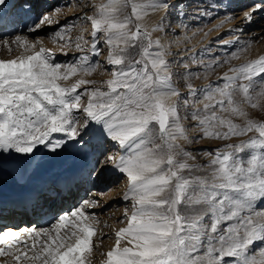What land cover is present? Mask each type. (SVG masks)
<instances>
[{
	"label": "snow or ice",
	"instance_id": "snow-or-ice-1",
	"mask_svg": "<svg viewBox=\"0 0 264 264\" xmlns=\"http://www.w3.org/2000/svg\"><path fill=\"white\" fill-rule=\"evenodd\" d=\"M9 3L10 0H0V18ZM128 4L129 0H110L99 7L98 18L83 17L91 19L93 25V54L100 55L101 42L112 48L106 61L112 68L111 79L100 87L84 78L62 85L61 81H68L78 71L90 73L95 68L75 63L62 65L49 50L40 47L37 51V44L26 36L16 35L11 43L32 54L0 59V217L19 207L39 212L49 199L65 192L71 194L73 181L88 165L87 175L93 180L111 168L128 181V191L122 199L131 202V211L125 210L126 227L115 232L116 246L107 252L106 264H196L190 257L201 235L208 234L203 225L207 216L215 217L210 229L215 234L222 221H232L246 208H252L253 202L264 201V160L252 156L250 166L244 169L235 161L229 166L231 153L217 151L212 157L211 152H205V156L211 157L210 171L202 176L196 174V164L187 162L195 157L185 150V145L205 137L227 139L253 128L264 138V123L248 121L247 128H240L230 119L218 118L215 107L223 108L225 104L220 99L216 105H204L205 110H212L211 117H202L201 110L191 109L184 118L196 121L197 135H187L181 126L180 109L188 110L189 100L180 101L183 94L173 86L163 49L154 56L149 53L152 41L148 39L150 33L141 29L138 4H131L130 15H121ZM11 7L22 17L32 12L35 4L32 0H12ZM149 7L164 9L159 22L163 24L172 4L168 0H154ZM262 9L264 0H259L244 18L251 21L254 12ZM133 17L135 31L129 28ZM52 24L53 19L44 13L28 31L36 32ZM120 42L125 47L118 51ZM135 47L142 48L144 58L126 61V50ZM239 72L248 81L247 86L239 87L250 102L249 88L253 78L264 73V56ZM82 86L91 87L78 91ZM228 89L225 84L220 96L227 97L233 115L246 117L243 107L234 106L236 101ZM82 95L88 97L86 105L81 102ZM261 98L264 99V93ZM209 99L213 97L210 95ZM257 106L252 104L253 108ZM78 113L84 114L82 124ZM156 126L159 136L154 135ZM180 139L183 143L178 142ZM256 144L253 140L251 146ZM259 144L264 146V139ZM109 145L120 154L109 151ZM41 149L70 161L63 187L43 188L41 195L31 192L9 195L4 189L7 183L4 177H9L16 187H24L39 167L35 156ZM229 190L235 198L229 195ZM225 201L234 205L228 214ZM82 203L84 206H77L71 214H59L48 228L23 229L27 239L21 238L20 231L9 229L0 234V241L11 238L24 247V252L17 248L16 260L27 259L33 264H86L85 253L91 250L97 231L95 224L99 222L94 214L92 217L85 214L84 209L94 205ZM225 230L229 233L226 251L222 248L218 254L221 259L209 258L207 264H228V258H239V264H264V223H254L251 216L241 217L238 224L228 225ZM224 239L220 236L221 241ZM122 240L128 244L121 247ZM257 242L261 245L258 256L257 250L250 247ZM12 247L8 245L9 249ZM27 251L32 255L27 256ZM0 255L12 253L0 248Z\"/></svg>",
	"mask_w": 264,
	"mask_h": 264
},
{
	"label": "bare ground",
	"instance_id": "bare-ground-1",
	"mask_svg": "<svg viewBox=\"0 0 264 264\" xmlns=\"http://www.w3.org/2000/svg\"><path fill=\"white\" fill-rule=\"evenodd\" d=\"M49 2L46 3L47 6H50V8L54 7L55 4L59 3L60 0H48ZM83 2V0H81ZM133 2L138 4V12L140 15V22L145 26L146 29L152 30V28L156 27V21L158 19V16L160 15L163 8L153 9L149 7L151 4L154 3V0H132ZM240 4V2H244V0H237ZM32 2L35 4V8H38V5L41 3V0H32ZM110 0H84V3L78 2L77 0H71V2L64 8L58 9L59 7L55 6L51 13L48 12L50 17L53 19V24L51 26H44L40 30L36 31L35 33H39L41 30L53 27L57 24H59L61 21L64 20V17L69 14H73L75 12L80 13L83 10L87 13V16L89 18H98V9L102 4L109 3ZM185 3V2H184ZM92 5L91 8L93 10H88L89 5ZM178 2H175V5L172 6V10L175 15L166 27V32L162 34L160 32L158 34V37L154 40V45L152 49L149 51V53L154 56L157 52H159L161 49H163L165 58L168 62H170L171 65H174L173 67V74L171 76V80L173 83V86L179 90L180 93L183 95L180 96V101L183 102V96L184 93L190 94V91L193 96V92L198 88L200 90V98L197 101V104L202 102L205 98L206 100L209 99V96L211 95V92L213 93H219L220 96V89L224 88V85L230 84L234 85L236 87L237 85V79H238V62H236V65L233 67H230L227 63L224 65H221L224 63L225 55L220 56V53L222 51V43L228 42L229 45L235 47V41H237V38H240V42L243 40L240 36L236 35L234 24L235 16L232 14H228L229 9L223 11V8L221 6L216 7L217 11H223L219 12V14H214L213 18L217 16V18L220 16L225 15V19L223 20L224 26L222 29H218L217 26H215V22H217L218 19H214L211 22H208L207 26L205 27V34H202V37H206L207 33H209L210 38L206 39V41L200 42V40H197V33L198 35L201 34V31L195 32L197 30L196 25L194 22L190 21L186 24L184 28H182V24L184 22V18H191L192 15H184L185 9H188L189 7H178ZM8 6L6 8V14L5 11L3 13V18H0V35H2V39L0 40V59H10L9 58V45L5 44V40H8L9 37H6L8 34V29L11 27V17L15 19L14 12L12 14V11L10 9L7 11ZM235 9V8H234ZM123 11V10H122ZM244 11V10H243ZM200 13H205V17H207L208 14L205 8L200 9ZM32 14V13H31ZM171 14V12H170ZM25 16V15H24ZM85 16V15H84ZM238 17V16H237ZM24 17H22L23 19ZM27 19V16L25 17ZM83 18V17H82ZM135 18V17H134ZM239 18V17H238ZM186 20V19H185ZM237 20V19H236ZM25 21V19L23 20ZM87 23L84 24L83 29H77L83 30L86 29L85 32L88 33L87 39V48L89 49L90 56H94L93 54V48L92 45L94 43L93 41V25L91 23V19L86 21ZM237 23V22H236ZM78 24H80L78 22ZM180 27V31H179ZM153 29V30H154ZM83 34V33H82ZM20 35V34H17ZM24 35L25 34H21ZM58 35V34H57ZM56 35V36H57ZM208 35V36H209ZM58 37V36H57ZM15 38V36L13 37ZM74 39V43L76 46L79 44H83L82 37L81 39L78 37ZM55 39V37H54ZM158 41V43H157ZM86 41H84L85 43ZM244 42V41H243ZM250 42V41H246ZM198 45V46H197ZM197 46V47H195ZM83 47V46H82ZM79 48V47H78ZM61 50V48H60ZM63 50V49H62ZM61 50V51H62ZM197 51L202 53L203 56H206L208 59L204 61H198L196 64V59L194 58V55L197 53ZM63 52L67 53L68 50L64 49ZM259 56H264V49L256 54ZM212 56L216 57L217 63L211 64L210 60ZM244 56V55H243ZM89 58V56H88ZM151 58V57H149ZM246 58V56H245ZM258 58V59H259ZM201 59V57H199ZM203 63L205 66L204 68L208 69V71H205V73H200L198 71H183L186 68L191 69L192 67H199V64ZM88 64H90V61H88ZM220 65V66H218ZM213 66V68H211ZM177 70H175V69ZM186 69V70H188ZM212 70H215L218 74L217 78L219 80H222L220 83H218V87H214L215 78H213ZM180 71H182L180 73ZM214 71V72H215ZM91 74L95 75V70L92 71L89 75L86 73H83L82 71H78L77 75L74 76L76 80L77 78H84L86 79L87 76H90ZM199 75H203L204 77H199ZM237 77L235 80H229L228 77ZM107 78V77H106ZM93 80V79H88ZM96 80H99L96 79ZM93 80V81H96ZM98 81L97 83H99ZM224 84V85H223ZM239 86V84H238ZM237 86V87H238ZM229 91V90H228ZM233 95V94H232ZM87 95L84 100V105L87 104ZM185 112L184 108L180 109V115H181V126L185 128L186 134L191 135H197L196 132V122L194 125H191L190 122L185 119ZM84 122V119L81 124ZM59 135V134H56ZM200 140V139H198ZM178 142L183 143V140L180 139ZM109 151H115L119 155L117 149H115L113 146L109 145L107 146ZM35 161L39 162V167L35 169L34 172H32L31 176L27 179L26 184L24 187H16L12 184V181L9 177H4V180L7 181V183L4 185L5 191L9 194H16L18 196H22L28 192L33 193L34 195H41V190L43 188H48L49 186H57V187H63L65 177L68 175V166L70 161L65 157H56L52 154L45 153L43 149H41L39 152L36 153ZM88 167L90 165L86 166L82 170V175L78 176L76 180L73 181L72 186V193L68 194L65 192L63 195L56 196L53 199H49L47 205L42 211L39 212H33L31 207L25 209L24 207H19L15 211L6 212L2 217H0V234H3L5 231L11 229V230H17L21 232V238L27 239V237H24L22 230L23 229H32L35 228L37 230L48 228L45 226L47 222L50 223V220L53 219V216L55 214H61V213H67L71 214L69 210H71L72 207L73 210L77 208V206L83 207L82 202H88L91 205H94L93 207H87L85 208V214L89 217H92L93 214L95 215L96 220L99 222L98 224H95V227L97 229L95 235L93 236V240L91 242V250L90 252H86V261L90 264H106L107 259V252L110 251L113 247L116 246V236L115 232L118 231L120 228L126 227V220L124 218L121 222L116 223L115 217L117 211L120 209L125 212L126 209L128 211H131V202L125 201L122 199V197L127 193L128 191V181L121 176L119 173L115 172L111 168H108L99 179L93 180L87 175ZM31 171V170H30ZM43 202V198H42ZM116 206L118 208H116ZM262 207L258 208V210H261L264 208V205H261ZM105 210V211H104ZM99 214V216H98ZM4 219L5 221L1 222V220ZM70 221L73 219L71 216L69 217ZM52 222V220H51ZM90 223H95L94 221H89ZM5 224V227L1 226ZM20 224V225H19ZM29 243H31V240H29ZM259 243V242H257ZM256 243V244H257ZM12 244L13 247L11 249L8 248V245ZM128 244V241L122 240L121 241V247ZM250 246L254 247L256 246ZM0 248H4L6 252H11L12 255H0V262H9L10 264H33L32 261L27 259H20L16 260L15 256L17 254V248L20 249L21 252H24L25 249L22 245L17 243L16 241L9 238L7 241H0ZM27 256H31L32 252L27 251ZM38 264V262H37Z\"/></svg>",
	"mask_w": 264,
	"mask_h": 264
},
{
	"label": "rangeland",
	"instance_id": "rangeland-1",
	"mask_svg": "<svg viewBox=\"0 0 264 264\" xmlns=\"http://www.w3.org/2000/svg\"><path fill=\"white\" fill-rule=\"evenodd\" d=\"M78 2L84 3L81 0H77ZM89 1V0H88ZM48 0H41V3L38 5V8H34L32 12H29L26 14L22 19L21 16L16 15V10H14L11 7L12 0H10L9 6L7 11L10 9L12 11V14L14 12L15 19L11 17V27L8 29V34L6 37L8 38V44L9 45V58H16L21 55H27V54H32L31 51H26L24 47L15 45L11 43L15 38L17 34H25L27 39L31 43H36L37 48L36 50L38 51L40 47H43L46 50H49L50 52L55 54V59L57 62L61 63L62 65L64 64H72L75 63L76 65H83L85 67H94L95 68V75L91 74L90 76H87L86 79H93L96 80L99 78V80H96V86L100 87L103 85L106 81L111 79V71L112 68L106 63L107 58L109 56V52L112 51V48L107 45L106 42H101L98 44V47L101 50L100 55H94L90 56L89 49L87 48V37L88 33L85 32L86 29L83 30H76L79 28L83 29L84 24L87 23L84 17V15L87 16V13L85 10H83L80 13H73L66 15L64 17V20L61 21L59 24L46 28L41 30L39 33L35 32H29L28 28L35 23L39 21V18L42 14L44 13H51V10L57 6L59 7L58 9L64 10V8L71 2V0H60L59 3L55 4L54 7L50 8V6H47L46 3H48ZM75 2V0H74ZM170 4L175 5V2H178V7H189L188 9H185L184 15H192L191 18H184V22L182 24V28L186 26V24L190 21L194 22L196 25L197 30L195 32H198L199 30L201 31V34L197 35V40H200V42H205L206 39L210 38L209 33H207L206 37H202V34H205V27L207 26L208 22L213 21L214 19H218L217 22H215V26L218 27V29H222L224 26L223 20L225 19L224 16H217L213 18V15L219 14V12H223L227 9H229L228 14H232L235 16V22L234 24L236 25L235 31L237 32L236 35L240 36L243 40L240 42V38H237V41H235V47L229 45L228 42H223L222 45V51L221 52H216L220 53V56L225 55L224 58V64H228L230 67L234 68V65H236V62H238V69H241L242 67L246 66L248 63H251L253 60H258L259 56L256 54L261 52L264 49V9L259 10L257 12H254L253 17L251 21L247 20L244 18L246 12L252 11V9L255 7V4L259 2V0H244V2H239L237 0H168ZM185 2V3H184ZM133 3L132 0H129V4L127 8H124L121 15L127 16L131 14V4ZM91 4L88 7V10H93L91 8ZM218 6H221L223 8V11L216 12ZM205 8L207 11L208 15L205 17V13H200V9ZM235 8V9H234ZM90 10V11H91ZM244 10V11H243ZM9 12V11H8ZM171 12V14H170ZM172 7L168 10V18L164 21L163 24H160V19L164 15V9L161 11L160 15L158 16V19L156 21V27L157 28H151L146 29L145 26L139 21L141 29L143 31H147L150 33V39L152 41V47L154 45V40L158 37V34L162 32H166V27L168 26L169 21L175 17L174 13H172ZM7 12L5 11V14ZM32 13V14H31ZM215 14V15H216ZM27 16V19L25 18ZM239 18H238V17ZM25 19V21H23ZM186 19V20H185ZM237 19V20H236ZM78 22L80 24H78ZM136 21L135 18L133 17V23L129 25V28L132 31L136 30L135 27ZM154 29V30H153ZM180 31V27H179ZM83 33V34H82ZM58 34V35H57ZM161 34V33H160ZM58 37H57V36ZM209 35V36H208ZM24 36V35H21ZM103 34H100V37L102 38ZM2 35H0V40L2 39ZM55 37V39H54ZM78 37L81 39L82 37V42L81 46L78 48L74 43V39L77 40ZM91 38V37H88ZM211 40V38H210ZM39 41V43H37ZM84 41H86L84 43ZM244 41V42H243ZM250 41V42H246ZM87 45V46H86ZM83 46V47H82ZM198 46V45H197ZM195 46V47H197ZM125 46L123 42H120L117 50L119 51L120 49H123ZM150 47L148 51L152 49ZM66 49L68 50V55H62L61 53L63 50ZM143 50L140 47H135V48H128L125 52V57L126 61L127 60H137V59H143ZM244 55V56H243ZM89 56V58H88ZM246 56V58H245ZM77 57H84L83 60H78ZM201 57V59H199ZM194 58L196 59V64H198V61H204L207 60L208 58L206 56H203V54L199 51L194 55ZM204 59V60H203ZM88 61H90V64H88ZM218 60H216V57L212 56L210 63L211 64H216ZM170 65L171 69V76L173 74V67L174 65ZM204 64L201 63L199 64V67L195 68L192 67L191 69L188 70H183V71H198L200 73H205V71H208V69L204 68ZM220 66V65H218ZM213 68V66L211 67ZM175 69V68H174ZM177 70V69H175ZM82 71V70H81ZM215 70H212V74L214 75L213 78H215V83L211 84L214 85V87H218V83H220L222 80H219L217 78L218 74ZM83 72V71H82ZM182 71H180L181 73ZM85 73V72H83ZM92 73V72H90ZM90 73H86L89 75ZM238 79H237V86L240 85H248V81L243 78V76L240 75V72H238ZM107 77V78H106ZM199 77H204L203 75H199ZM75 77H70L68 81H61L62 85L63 84H68L70 85L71 83L75 82ZM100 81L99 83H97ZM228 83V82H227ZM226 83V84H227ZM224 85V84H223ZM229 85V91L232 92L233 99L236 101V105L234 106H241L244 108V110L247 112L246 117H240L237 115H233L231 113V109L227 105V97H221L218 94L219 93H213L211 92V96L213 99H208L206 98L197 104V101L200 98V90L197 88L192 94L184 93L183 100L188 99L191 107L188 110L184 109L185 116L189 115L191 112L192 108L201 110L200 115L203 116H209L211 117L212 115V110H205L204 105L209 104V105H216V102L220 99L225 100V104L223 108L216 106L215 107V112L216 116L218 118H223V119H230L233 121L234 124L239 125L240 128H247L248 126V121H252L255 124H261L264 123V99L261 98V94L264 93V73L258 74L256 77L253 78L252 86L249 88V93L248 96L250 97V102L245 99L244 93L242 89L238 86L234 87V85ZM91 86H82L81 89L78 91H83L84 88H90ZM219 88V87H218ZM101 90L106 91V88H102ZM86 95H82L81 102L84 104ZM252 104H257L258 106L256 108L252 107ZM224 109H228L225 111ZM80 116V122L83 121L84 119V114L83 113H78ZM187 121H192L190 122L191 125H194L196 121L191 120L189 117ZM211 130V129H209ZM223 130H227L226 127ZM154 135L159 136V131H158V126L154 129ZM261 139H264L260 137L259 132L256 130V128H253L251 131H244L242 134L239 135H232L229 136L227 139H220L216 137H205L201 138L198 140L196 143L191 144V145H185V150L187 152H190L192 156L195 157V160H187L189 164H196L198 171L197 175H207L208 172L210 171L209 168V160L211 157L205 156V152H211L212 157L215 156L216 152L219 151L221 153H231L232 154V160L229 161V166L233 164V162H238L239 166L241 168L246 169L247 167L250 166L249 161L251 160L252 156H256L259 160H264V146H261L259 144V141ZM255 140L257 141V144L255 146H251L252 141ZM159 142V141H157ZM228 145H231V147H227ZM222 158V157H221ZM229 195L233 196L235 198V194L229 190ZM261 205H264V201H256L253 202V207L252 208H246L243 210L238 217H234L232 221H222L221 225L218 227V231L213 234L211 233V223L215 219V217L209 215L205 218L203 221V225L206 226L207 228V235H201V240L196 242L195 245V251L192 253L190 259L192 261H195L196 264H207V261L209 258L215 259V260H220L221 257L218 255L221 252V249L223 248L225 251L228 247L229 240L228 236L229 233L225 230L228 225H235L239 223V220L241 217H248L251 216L254 223H264V208L261 210H258V208L262 207ZM73 208L69 210V212L73 211ZM116 208H118L116 206ZM224 208H225V214L230 213L231 210L234 209V205L229 202L225 201L224 203ZM105 211V210H104ZM124 213L123 210L119 209L117 211V215L114 218L116 223H119L122 221L124 218ZM59 215L55 214L53 216L52 222L50 220V223L47 222L45 226L50 227L51 224L54 222L56 217ZM219 215V213H217ZM99 216V214H98ZM4 222L5 220L2 219L1 222ZM20 225V224H19ZM5 227V224L1 225ZM203 232V229H202ZM241 234H243V227H241ZM220 236H224V241L220 240ZM93 240V238H92ZM211 241V242H210ZM92 242V241H91ZM261 247L260 243H257L255 246L256 255L258 256V249ZM0 264H5V262H0ZM7 264H10L9 262ZM86 264H90L89 262L86 261ZM228 264H239V258H228Z\"/></svg>",
	"mask_w": 264,
	"mask_h": 264
}]
</instances>
